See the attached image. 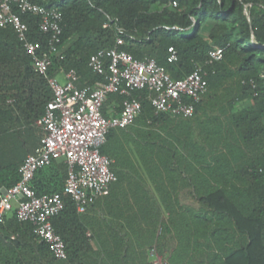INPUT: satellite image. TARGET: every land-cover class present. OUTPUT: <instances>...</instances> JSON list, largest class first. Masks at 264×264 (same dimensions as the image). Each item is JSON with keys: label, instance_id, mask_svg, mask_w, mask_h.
<instances>
[{"label": "trees", "instance_id": "1", "mask_svg": "<svg viewBox=\"0 0 264 264\" xmlns=\"http://www.w3.org/2000/svg\"><path fill=\"white\" fill-rule=\"evenodd\" d=\"M31 1L62 12L58 52L51 50L39 16L23 19L29 39L52 56L50 74L74 68L80 87L102 78L89 66L90 57L114 47L118 37L120 49L156 59L173 79L204 62L213 47L224 48V58L209 68L208 92L192 117L156 115L152 92L135 91L142 101L135 122L147 128L133 132L134 122L111 129L101 152L114 159L118 180L128 168L138 183L154 185L160 205L145 213L160 225L149 250L155 256L166 239L167 264H264V0H175L177 6L169 5L174 0ZM172 46L180 58L175 63L167 59ZM52 98L47 78L35 71L15 30L0 27V194L2 186L20 180V166L40 146L45 132L35 121ZM122 101L112 93L104 115L119 114ZM156 124L160 131L152 128ZM67 175V163L55 161L36 173L33 185L39 195L59 193L65 202L52 223L68 259L58 260L33 223L12 211L0 219V264H106L93 249L88 211L78 213L64 190Z\"/></svg>", "mask_w": 264, "mask_h": 264}, {"label": "built area", "instance_id": "2", "mask_svg": "<svg viewBox=\"0 0 264 264\" xmlns=\"http://www.w3.org/2000/svg\"><path fill=\"white\" fill-rule=\"evenodd\" d=\"M169 5L177 6L178 2L174 0ZM27 14L39 16L40 29L50 34V48L55 52L62 33L60 10L31 0H0V27L15 30L33 58L35 71L47 78L53 92L44 114L35 121L45 132L40 146L20 166V180L1 189L0 219L15 211L20 221L33 223L37 236L50 245L58 260H67L65 242L52 223V217L64 209L65 202L59 193L39 195L33 185L36 173L64 160L68 165L64 190L75 202L77 212L86 213L98 199L108 196L118 181L114 159L103 154L101 147L111 129L127 127L141 114L142 101L134 92L144 89L152 92L149 100L156 115L192 117L208 92L209 68L224 58V48L213 47L204 62L195 63L184 78L173 79L156 59H138L120 49L122 39L118 37L114 47L101 49L90 57L89 66L102 78L80 87V75L74 68L60 69L59 75L50 74L52 56L41 50L40 42L29 39V26L23 19ZM167 59L170 63L180 59L173 46ZM112 93L123 96L122 109L119 114L107 117L103 106ZM154 264H163L162 259L157 256Z\"/></svg>", "mask_w": 264, "mask_h": 264}, {"label": "crops", "instance_id": "3", "mask_svg": "<svg viewBox=\"0 0 264 264\" xmlns=\"http://www.w3.org/2000/svg\"><path fill=\"white\" fill-rule=\"evenodd\" d=\"M60 78L64 80L63 76ZM159 127L160 124H156L152 128L160 131ZM144 128H147L146 125L137 121L132 130L135 132ZM124 170L127 177L114 183L111 193L98 199L86 213L85 222L93 249L101 251L106 264H149L157 256L167 264L171 250L170 238V242L163 239L159 243L156 256L153 250L149 251L151 242L160 231V225L155 217L147 216L145 212L148 207L160 205V198L151 182L140 179L138 183L135 171L128 168ZM3 188L4 186L1 187ZM185 194L181 195V202L187 205L190 200ZM126 248L129 252H126ZM126 254L130 257L124 258Z\"/></svg>", "mask_w": 264, "mask_h": 264}, {"label": "rangeland", "instance_id": "4", "mask_svg": "<svg viewBox=\"0 0 264 264\" xmlns=\"http://www.w3.org/2000/svg\"><path fill=\"white\" fill-rule=\"evenodd\" d=\"M247 103H249V101H246V102H244L243 104H239V105H238V108H241L242 106L246 105ZM26 147L29 148L30 145H29V146H26ZM27 148H25V151H27ZM46 173H47V170H46ZM48 173H50V170L48 171Z\"/></svg>", "mask_w": 264, "mask_h": 264}]
</instances>
